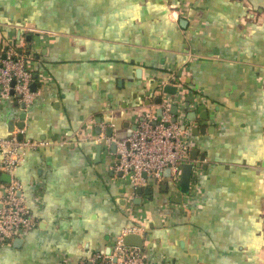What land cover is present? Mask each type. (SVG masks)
<instances>
[{"label": "crops", "instance_id": "obj_1", "mask_svg": "<svg viewBox=\"0 0 264 264\" xmlns=\"http://www.w3.org/2000/svg\"><path fill=\"white\" fill-rule=\"evenodd\" d=\"M10 42L37 96L28 110L0 98V135L50 144L16 173L39 225L0 246V264H80L129 225L149 264H264V0H0V54ZM181 88L201 101L188 113L198 213L169 179L138 193L98 140L161 117Z\"/></svg>", "mask_w": 264, "mask_h": 264}, {"label": "built area", "instance_id": "obj_2", "mask_svg": "<svg viewBox=\"0 0 264 264\" xmlns=\"http://www.w3.org/2000/svg\"><path fill=\"white\" fill-rule=\"evenodd\" d=\"M24 28L28 32L36 31L32 26ZM1 52L0 98L19 99L28 110L37 96L32 88L35 74L32 61L11 42L4 43ZM187 97L188 90L185 88L172 97H165L160 104L161 117L153 109L142 111L136 117L135 129L126 138L98 137V140L104 139L108 146L116 141L117 161L113 170L133 189L169 179L180 192L182 167L191 162V151L197 147L188 113L201 106L198 98L195 102H188ZM174 105L177 106L176 114L172 113ZM49 144L40 139H20L18 133L11 137L0 135V171L10 176L9 182L0 183V246L10 245L16 237L26 236L39 225L22 193L16 173L28 152ZM167 170L170 171L168 176L165 173ZM180 194L185 212L201 211L204 203L202 190L195 187L190 188L189 193ZM131 233H142V228L138 225L126 226L114 237L109 253L96 252L80 264H149L142 249L124 243L125 236Z\"/></svg>", "mask_w": 264, "mask_h": 264}, {"label": "water", "instance_id": "obj_3", "mask_svg": "<svg viewBox=\"0 0 264 264\" xmlns=\"http://www.w3.org/2000/svg\"><path fill=\"white\" fill-rule=\"evenodd\" d=\"M181 23H182V25H185V23H187V21L182 19L181 20ZM190 100H191V98H190ZM160 102H161V99H159V103ZM22 106H24V105L22 104ZM161 112L162 111L160 109L159 110V113L161 114ZM172 113L173 114H176L177 113V106L174 105L172 107ZM26 116H27L26 113H23V115L21 116L22 117V120H23L19 124V127L21 129H24L25 128V122H24V120H25ZM173 120H175V118H173ZM108 135L109 136H113L112 129H109L108 130ZM11 136L12 135H10L9 137H11ZM18 137L20 139H23L24 138V134L23 133H20L18 135ZM112 145H113V148L115 149V147H116V141H113ZM196 154H197V151L195 149L191 151V157L192 158H194ZM193 171H194V163L189 162V163H185L183 165L182 171H181V181H180V186H179V190H180L181 193H189V191H190V185H191V179H192V176H193ZM165 173L168 176L170 174V171L167 170ZM4 178L6 179V181H10V176L9 175H6L5 174ZM137 191H138V193H142L143 192V188L142 187H139ZM145 191L146 192L150 191V187H146L145 188ZM179 202H182V200L179 199ZM124 243L126 245H128V246H135V247H138L140 249H143L144 239L138 233H131V234H128V235L125 236Z\"/></svg>", "mask_w": 264, "mask_h": 264}, {"label": "trees", "instance_id": "obj_4", "mask_svg": "<svg viewBox=\"0 0 264 264\" xmlns=\"http://www.w3.org/2000/svg\"><path fill=\"white\" fill-rule=\"evenodd\" d=\"M0 180H1V176H0Z\"/></svg>", "mask_w": 264, "mask_h": 264}]
</instances>
